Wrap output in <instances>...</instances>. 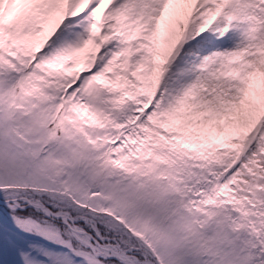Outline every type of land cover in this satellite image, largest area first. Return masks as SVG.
<instances>
[{"label":"snow or ice","instance_id":"obj_1","mask_svg":"<svg viewBox=\"0 0 264 264\" xmlns=\"http://www.w3.org/2000/svg\"><path fill=\"white\" fill-rule=\"evenodd\" d=\"M0 264H264V0H0Z\"/></svg>","mask_w":264,"mask_h":264}]
</instances>
